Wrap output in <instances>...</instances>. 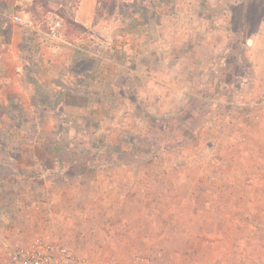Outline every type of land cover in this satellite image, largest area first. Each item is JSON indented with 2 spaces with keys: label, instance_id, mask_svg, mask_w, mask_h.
<instances>
[{
  "label": "rangeland",
  "instance_id": "rangeland-1",
  "mask_svg": "<svg viewBox=\"0 0 264 264\" xmlns=\"http://www.w3.org/2000/svg\"><path fill=\"white\" fill-rule=\"evenodd\" d=\"M89 1L0 0V264H264V0Z\"/></svg>",
  "mask_w": 264,
  "mask_h": 264
},
{
  "label": "built area",
  "instance_id": "built-area-1",
  "mask_svg": "<svg viewBox=\"0 0 264 264\" xmlns=\"http://www.w3.org/2000/svg\"><path fill=\"white\" fill-rule=\"evenodd\" d=\"M15 19L22 21L18 16ZM62 27L63 22L60 19H52L48 26L49 36L53 39L59 38ZM7 253L13 261L22 264H114L108 258L93 260L81 256L56 237L45 234H37L26 244L10 245Z\"/></svg>",
  "mask_w": 264,
  "mask_h": 264
},
{
  "label": "crops",
  "instance_id": "crops-1",
  "mask_svg": "<svg viewBox=\"0 0 264 264\" xmlns=\"http://www.w3.org/2000/svg\"><path fill=\"white\" fill-rule=\"evenodd\" d=\"M89 8V9H88ZM88 9V15H86V17H84L85 14V10L87 11ZM93 11H94V6L92 5V2L89 0H82L79 11L77 16L79 17V21H81V23H83L84 25H89L92 24L93 19H92V15H93ZM264 27V19L260 21L259 23V27L256 29V31L254 32L255 34H260L263 31ZM257 37L255 36L254 39L251 40V42L256 41Z\"/></svg>",
  "mask_w": 264,
  "mask_h": 264
},
{
  "label": "trees",
  "instance_id": "trees-1",
  "mask_svg": "<svg viewBox=\"0 0 264 264\" xmlns=\"http://www.w3.org/2000/svg\"><path fill=\"white\" fill-rule=\"evenodd\" d=\"M263 6V4L262 3H260L259 5H257V7H262ZM255 7V6H254ZM189 193V191L187 192V193H185V194H188Z\"/></svg>",
  "mask_w": 264,
  "mask_h": 264
}]
</instances>
